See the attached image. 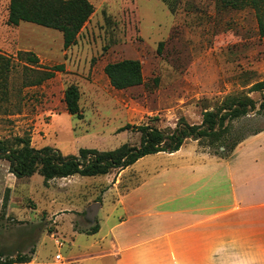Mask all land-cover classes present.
<instances>
[{"label":"rangeland","instance_id":"rangeland-1","mask_svg":"<svg viewBox=\"0 0 264 264\" xmlns=\"http://www.w3.org/2000/svg\"><path fill=\"white\" fill-rule=\"evenodd\" d=\"M88 1L93 13L75 44L64 49L57 31L29 23L8 26L9 0H0V55L14 65L7 100L0 93V139L28 135L31 147H50L64 156L77 155L80 149L110 151L124 143L138 146L137 132L118 133L126 125L152 124L163 130L174 128L181 118L200 125L202 113L226 96L247 95L258 104L264 97L249 91L264 81V39L257 35L252 10L223 8L215 0ZM24 52L38 58L40 70L63 66V71L40 86L25 87L26 77L33 75L23 69L18 54ZM126 59L141 63L143 83L117 91L103 68ZM69 85L80 93L81 119L65 112ZM257 126L264 127V117H258ZM195 148L212 153L188 140L182 156ZM182 161L149 155L129 173L142 179ZM118 176H73L45 184L38 174L15 178L8 162L0 160V251L15 255L36 249V262L46 264L55 263V254L67 262L71 251L82 253L97 239L72 237L71 227L92 226L87 212ZM51 235L62 241L60 249Z\"/></svg>","mask_w":264,"mask_h":264},{"label":"crops","instance_id":"crops-1","mask_svg":"<svg viewBox=\"0 0 264 264\" xmlns=\"http://www.w3.org/2000/svg\"><path fill=\"white\" fill-rule=\"evenodd\" d=\"M183 147L156 154L182 162L142 179L131 166L119 172L95 217L86 214L92 226L71 227L72 237L97 241L78 255L71 251L67 262L55 254L54 264H264V132L226 159L196 148L182 156ZM94 226L95 234L85 233ZM27 264L46 263L36 262L35 249Z\"/></svg>","mask_w":264,"mask_h":264},{"label":"trees","instance_id":"trees-1","mask_svg":"<svg viewBox=\"0 0 264 264\" xmlns=\"http://www.w3.org/2000/svg\"><path fill=\"white\" fill-rule=\"evenodd\" d=\"M215 1L223 8L252 10L257 35L264 39V0ZM93 10L88 0H9L7 25L17 27L21 23H29L57 31L62 35L63 48L68 49L75 44ZM18 56L24 63V71L33 75L32 78L26 77L25 87L40 86L53 78L55 72L63 71V66L40 70L38 58L30 52L19 53ZM13 68L10 58L0 55V93L4 100H7L9 76ZM103 72L110 86L117 91L138 87L143 83L142 65L138 60L107 63ZM249 91L264 93V81L256 82ZM79 99L78 88L69 85L64 92L65 112L81 119ZM258 117H264V97L258 104L247 95H229L215 109L202 113L200 125H190L181 118L174 128L161 130L152 124H145L126 125L118 130V133L127 130L137 132L140 135L138 146L124 143L110 151L80 149L77 155L64 156L50 147H31L30 137L25 135L0 139V160L8 162L9 173L15 178L38 174L47 184L51 180L73 176L117 174L146 156L175 153L188 140L196 141L200 147L211 150L213 155L226 159L245 139L264 132V127L257 126ZM97 231L98 226H94L85 233L93 235ZM33 254L34 249L29 254L17 252L15 255L0 251V264H27L31 262Z\"/></svg>","mask_w":264,"mask_h":264},{"label":"water","instance_id":"water-1","mask_svg":"<svg viewBox=\"0 0 264 264\" xmlns=\"http://www.w3.org/2000/svg\"><path fill=\"white\" fill-rule=\"evenodd\" d=\"M99 204L95 203L93 204L89 211L87 212V216L92 220L95 217V214L97 212V208H98Z\"/></svg>","mask_w":264,"mask_h":264},{"label":"built area","instance_id":"built-area-1","mask_svg":"<svg viewBox=\"0 0 264 264\" xmlns=\"http://www.w3.org/2000/svg\"><path fill=\"white\" fill-rule=\"evenodd\" d=\"M54 239V243H55V245H57L58 247H61L62 246V244H61V242H59L58 240H56L55 238H53ZM55 260L56 261H60L61 260V256L58 254V255H56L55 256Z\"/></svg>","mask_w":264,"mask_h":264}]
</instances>
